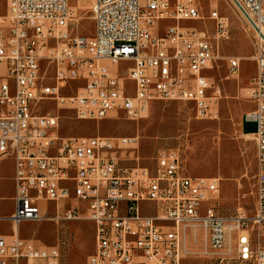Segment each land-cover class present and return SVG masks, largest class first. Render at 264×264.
<instances>
[{
  "label": "built area",
  "instance_id": "1",
  "mask_svg": "<svg viewBox=\"0 0 264 264\" xmlns=\"http://www.w3.org/2000/svg\"><path fill=\"white\" fill-rule=\"evenodd\" d=\"M230 1L257 39L255 110L245 117L256 125L253 216L243 208L221 213V179L186 175L178 151L161 154L152 169L131 167L119 153L137 150V138H64L60 117L40 113L52 101L78 120L121 113L138 122L162 101L190 103L198 119H216L207 74L218 45L181 28L202 20L196 0H7L5 7L0 0V160L15 163V209L0 217L13 235L0 236V264H64L59 246L19 235L26 223L59 220L93 224L86 264H187L195 254L216 256L215 264H264V0ZM74 2L92 3L91 37L74 33ZM211 19L215 40L229 39L226 20L217 11ZM242 62L230 59V74L238 76ZM72 83L84 85L67 97ZM40 203L54 204L56 217ZM200 232L203 254L193 248Z\"/></svg>",
  "mask_w": 264,
  "mask_h": 264
},
{
  "label": "rangeland",
  "instance_id": "2",
  "mask_svg": "<svg viewBox=\"0 0 264 264\" xmlns=\"http://www.w3.org/2000/svg\"><path fill=\"white\" fill-rule=\"evenodd\" d=\"M6 3L7 0H2L4 7ZM196 3L202 20L181 23V28L201 38H210L218 45L217 63L207 74L212 83L209 97L218 100L214 106L218 114L216 119H198L193 104L162 101L154 102L138 122L129 121L121 113L101 121L78 120L74 111L59 108L52 101L42 103L40 113L60 117V136L64 138H137V150L119 153L123 163L131 167L152 169L161 154L178 151L186 175L221 179V213L230 215L243 208L253 216L257 147L253 136L243 135L242 127L246 115L255 110L250 98V81L257 71L254 61L256 34L230 0H196ZM73 6L78 9L74 33L91 37L94 33L92 3L74 2ZM214 11L228 23L229 39L215 40L216 22L211 19ZM166 25L168 23H162L161 34ZM232 58L243 61L238 76L230 74L229 60ZM83 85L72 83L66 87L64 95H76ZM246 131L255 132L256 125L249 123ZM8 193L7 183L0 181V196ZM40 207L45 214L56 217L58 211L54 204L40 203ZM13 212L12 201H0V216H10ZM59 213L62 215V207ZM11 232L10 223L0 222V235ZM189 234L193 236V232L189 231ZM20 237L37 246H59L64 254V264H86L95 249L94 226L88 221L26 223L20 229ZM198 237V244L193 248L203 254L206 251L205 234L200 232ZM215 257L199 258L195 254L194 260L187 264H215Z\"/></svg>",
  "mask_w": 264,
  "mask_h": 264
},
{
  "label": "crops",
  "instance_id": "3",
  "mask_svg": "<svg viewBox=\"0 0 264 264\" xmlns=\"http://www.w3.org/2000/svg\"><path fill=\"white\" fill-rule=\"evenodd\" d=\"M80 3H83V2H80ZM248 125H249V123L245 122V120H244L243 127H242L243 135L244 136H253V134L255 132H247L246 131V128H247ZM256 157H257V153H256ZM256 165H257V162H256ZM5 167H7V169H5ZM14 177H15V163H14V160L13 159L0 160V181L4 182V183H7V186H8V189H9V193L6 196H0V201H2L4 199H7V200L12 201L14 203V196H15V181H14ZM14 209H15V204H14ZM0 217H9V216H0ZM11 227H12V225H11ZM12 235H13V228H12V232L10 234H8V235H0V236H2V237H11ZM19 235H20V231H19ZM25 240H27V239H25Z\"/></svg>",
  "mask_w": 264,
  "mask_h": 264
},
{
  "label": "bare ground",
  "instance_id": "4",
  "mask_svg": "<svg viewBox=\"0 0 264 264\" xmlns=\"http://www.w3.org/2000/svg\"><path fill=\"white\" fill-rule=\"evenodd\" d=\"M80 7L82 8L83 5H81ZM249 228H258V221H249Z\"/></svg>",
  "mask_w": 264,
  "mask_h": 264
}]
</instances>
